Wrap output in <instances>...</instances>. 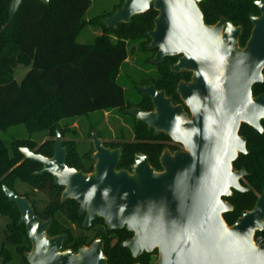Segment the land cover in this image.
I'll list each match as a JSON object with an SVG mask.
<instances>
[{"label": "water", "instance_id": "obj_1", "mask_svg": "<svg viewBox=\"0 0 264 264\" xmlns=\"http://www.w3.org/2000/svg\"><path fill=\"white\" fill-rule=\"evenodd\" d=\"M202 1L167 0L165 4L150 0L148 10L141 12L144 0H124L120 9L101 21L108 30L119 29L152 8L158 13L154 30L146 34L151 41L147 50H158L152 63L182 55L172 71L193 73L192 82L179 87L191 119L181 108H172L164 93L153 86L140 87L139 92L152 100L154 113L137 108L126 111L150 131L165 133L187 150L173 156L166 153L161 159L163 173H156L143 155L136 157L133 174L117 171L122 149L104 148L96 135L92 136L96 164L91 175L65 164L67 149L59 131L52 158L29 148L20 153L42 166L37 176L50 175L56 186L64 188L62 202L70 199L79 204L80 216H85L83 228L98 218L109 232L126 229L132 233L133 238L122 247L134 259L157 251L154 264H264V244L254 243L256 233L264 232V189L255 207L233 226L223 217L233 211L226 199L234 192L250 191L241 185L246 171L233 169L238 157L248 153L240 130L246 125L264 133V95H253V87L264 83V0L255 2L260 17L251 16L253 29L244 48L238 44L242 28L226 24L225 19L216 26L204 23L198 7ZM22 2L12 0L4 29L11 27ZM166 32L165 52L161 53L159 43ZM3 192L17 207L19 225L26 227L32 243V252L25 255L29 264H107L102 239L78 254L63 253L67 236L48 235L53 221L37 217L26 198L5 186Z\"/></svg>", "mask_w": 264, "mask_h": 264}, {"label": "trees", "instance_id": "obj_2", "mask_svg": "<svg viewBox=\"0 0 264 264\" xmlns=\"http://www.w3.org/2000/svg\"><path fill=\"white\" fill-rule=\"evenodd\" d=\"M253 1L206 0L200 4V8L206 25H214L219 16H224L234 26H241L243 34L240 46L244 47L253 27L250 15H258ZM11 2L0 0V227L1 219H4L5 227L14 234L15 243L20 244V238L25 233L24 227L18 226L20 213L14 204L8 202L3 192V186L17 192L14 185L17 180L33 185L45 194L47 200L45 196L42 197L40 204L27 195L29 200L35 201L38 215L44 216V213L53 219L49 231L51 237L69 235L65 249L69 248L73 237L75 250L89 246L101 237L105 243L103 254L107 264H153L158 256L157 251L134 259L130 251L122 247L131 233L121 234L117 242L110 237L109 231L90 236L89 231L82 228L78 205L67 202L61 206L60 188L55 186L53 178L49 175L37 176L42 166L25 161L20 149L29 148L36 154L52 158L54 142L48 140L38 147V141L31 136L47 133L50 137H56L59 131L65 138L69 132L62 124L65 120L97 112L143 107L141 99L137 98L134 104L126 99L117 76L128 58L126 41L142 45L150 42L146 34L154 30L157 12L151 8L145 14L134 17L130 24H122L119 29L113 30H108L101 20L114 13L97 18L93 24L100 26L101 35L92 44H81L78 37L87 26L85 16L91 0H50L48 5L40 0H23L11 27L4 29L9 23ZM123 3L124 0H121L118 9ZM19 66L30 68L21 83L14 79V71ZM253 95H264V83L253 87ZM22 125L30 138L14 139L7 144L1 133ZM262 127L264 129V121ZM143 132L149 134L143 125L135 130L136 135ZM240 136L247 141L248 153L238 157L233 169L236 172L246 171L247 176L241 185L250 191L234 192L232 197L226 199L233 206V211L223 216L229 227L245 211L255 207L264 189V133L243 125ZM64 146L68 153L66 164L72 167L78 150L73 143H65ZM150 151L145 145H124L121 167L132 163L136 153L149 154L152 159H157L160 151L152 154ZM65 223L76 225L79 233H71L65 228ZM93 225L105 227L103 220H97ZM259 239L264 244V232L256 233L254 241Z\"/></svg>", "mask_w": 264, "mask_h": 264}, {"label": "flooded vegetation", "instance_id": "obj_3", "mask_svg": "<svg viewBox=\"0 0 264 264\" xmlns=\"http://www.w3.org/2000/svg\"><path fill=\"white\" fill-rule=\"evenodd\" d=\"M205 1L206 0H204L202 2H205ZM256 1H261V0L253 1V4H254L255 7H256V5H255ZM201 3L198 4V7H199L200 11L202 12V10L200 8V4ZM256 9L258 11V15L255 16V15L251 14L250 18H251V16L260 17V11H259V9L257 7H256ZM202 14H203V12H202ZM157 16H158V13H157ZM203 17L205 18L204 14H203ZM221 19H225L226 24H231L235 28H242L241 26H234L233 23L230 22L229 20H227L224 16H219L218 17V21L214 25H207V26H216L217 24H219ZM204 23H205V21H204ZM252 29H253V27H252ZM251 32H252V30H251ZM242 34H243V29H242ZM242 34H241V36L239 38V41H238L239 46H240V39L242 37ZM250 36H251V33H250ZM249 39H250V37H249ZM247 42H246V44H247ZM246 44H245V46H246ZM244 47L240 46V48H244ZM154 52H155L154 57L151 60H149V64L153 68L151 69L149 76H147L145 78L144 84L137 87L138 92H139V88L140 87L153 86L158 93H164L165 100L170 102V105H171L172 108H181L183 114L186 115L188 117V119H191L192 118V114H191L190 108L186 105V103L183 101L181 95L179 94V87L181 85H184V84H190L192 82V79H193V73L192 72H188V71H183V72L176 73V72L172 71V68L175 65H177L179 63V60L183 57L182 55L175 56V57H167V58H164V60L161 63L153 64L152 61L155 60L158 50L156 49V50H154ZM139 94H140L141 100H143V103H142L143 107H133V108H137V109L143 110L144 112H147V113H154L155 112V107H154V104H153L152 100L150 98H148V97L143 96L140 92H139ZM126 111L127 110H125V113H126ZM131 118L134 121V123H133L134 125H133V128H132V134H133L132 140H129V139L123 140V138L121 136H117V138H113V139H108L103 132H100V131L97 130V128L95 127V125L93 123H89V125H88L89 134L88 135H89V138L91 139L92 152L90 154H88V153H82L81 154L79 152V150H78L77 151V156H75L73 158V161H72V165L73 166L70 167L69 165H67L66 161H65V164L69 168L74 169L77 172H82L85 175H91V174L94 173L96 162L93 160V155L95 154L94 147H93V139H92L93 135H96V137L99 140H101L102 145L106 149H109V150L122 149V157H121V160H120L119 167L117 168V171H126V172H128L130 174H133L132 173V167L134 166L135 159H136V157L138 155L146 156L148 158L149 165L151 166V168L156 173H163L164 172V167L161 164V159L166 153H169L170 155L173 156V155H175L177 153H186L187 152V150L185 149V147L182 144L175 142L170 136L166 135L163 132H160L159 134H156L155 130L150 131L146 125H144L142 123H138L136 121V119H134L133 117H131ZM140 125L145 126L146 131L149 134L145 135V133L143 132V133H140V134L136 135L135 130ZM75 131H76L75 134H77L78 130H75ZM128 143H134L136 145H145L147 147V149L151 150L150 151L151 154L153 152H158V151H160V153H159L157 159H154V158L152 159L149 154L136 153L134 155V159H133L132 163H130L127 167H121V162H122V158H123V154H124V145H126ZM63 147H65L64 146V138H63ZM37 155H40V154H37ZM67 155H68V153H67ZM24 160L27 161L25 158H24ZM66 160H67V156H66ZM41 170H42V168L40 169V171ZM59 188H60V205L62 206V205H64L67 202L68 203L74 202L75 204L78 205L77 213L80 216V213H79L80 212V206H79V204L77 202H75V201L70 200V199L66 200L65 202H62V194L64 192V188L63 187H59ZM34 191H35V193H37L38 195H41L42 197L45 196V194L42 191H40L38 188H35ZM13 192H15V191H13ZM16 193H18V194H16ZM15 194L18 195L19 197L26 198L32 204V206L34 205L33 209H34L35 215L37 217H39L40 219H42L44 221H48L50 219L53 221L51 216L48 217L44 213L42 214L44 216H40V215L37 214V212H36L37 208L35 207L36 205L34 203L35 201L29 200L30 197L27 194L20 193L18 190H17V192H15ZM44 199L47 200L46 196H45ZM60 214H62L61 209H60ZM80 217L85 219V216H80ZM20 219H21V215H20ZM20 219H19V221H20ZM97 220H101V219L97 218L95 221H93L91 226L88 229L83 228V223H82V228L84 230L89 231V232L95 231L96 230V226H94L93 224ZM19 221H18V226L19 227L23 226L24 230H25V233L20 238V241H19L20 244H16L15 243V239H14L15 238L14 234L11 233L10 230L5 227V225H6L5 220L1 219V227H0V259L3 261L2 264H29V262L27 261L25 255L28 254V253H31L33 247H32L31 241L28 238L26 227L24 225H19ZM83 222H84V220H83ZM52 224H53V222H52ZM49 231H50V229H49ZM49 231H48V235H49ZM106 231H108L107 227L106 226L105 227L101 226V227H99L98 231L94 232V234H99L101 232H105L106 233ZM125 232H128V231L126 229H124V230H121V231L111 232V236L110 237L114 238V242H117L119 237H120V235L124 234ZM58 236H67V239L65 240V242L63 244V249H62L61 252H63V253L64 252H73L75 254H78L79 251L82 248H89L96 240L102 239L101 237L96 238L89 246H82V247L78 248L77 250H75L74 247L65 249V243L69 239V235L63 234V235H58ZM58 236H55V237H58ZM49 237H51V236L49 235ZM55 237H51V238H55ZM132 238H133V234L131 233V237L128 238L126 241L131 240ZM126 241H124L123 243H125ZM123 243H122V245H123ZM104 244H103V247H104ZM156 258L158 260V256Z\"/></svg>", "mask_w": 264, "mask_h": 264}, {"label": "rangeland", "instance_id": "obj_4", "mask_svg": "<svg viewBox=\"0 0 264 264\" xmlns=\"http://www.w3.org/2000/svg\"><path fill=\"white\" fill-rule=\"evenodd\" d=\"M120 3L121 0H91V6L85 16L87 26L78 37V42L81 44H92L94 39L98 35H101V28L100 26L93 24L94 20L115 13ZM150 42H144L142 45L141 43H132L131 41H126L128 58L121 66L118 72L117 80L118 83L124 88L126 99L130 102H133V104L137 98L141 99L140 95L138 94L137 87L141 86V83H144L145 78L149 76L150 71L153 68L149 64V60L154 57L155 52L147 50V46L150 44ZM29 70L30 68L28 67L19 66L14 71L15 81L21 83ZM89 123H93L97 130L103 132L108 139L121 136L123 140H132V128L134 125L132 118L128 116L125 111L111 110L107 112H97L82 118L63 121V126H66L69 130L64 138V144L73 143L75 145L74 148H77L81 154H90L92 152V146L91 139L88 135ZM75 130H78L77 134H75ZM29 135L30 134L23 125L10 128L1 133L2 138L7 144H9L14 139L30 138ZM31 137L38 141V147L42 146L48 140L55 142V137H50L47 135V133H39ZM14 185L20 193L28 194L31 199L36 200L38 203L41 202L42 196L35 193V187L33 185L21 183L17 180L14 181ZM83 220L84 219L82 218L81 221L83 222ZM99 227L101 226L97 225L96 230L91 231L88 234L93 236L94 232L98 231ZM65 228H67V230L73 234L79 233L77 226L72 223H65ZM75 244L76 241L73 237L70 240L68 247L71 248ZM156 260L157 258L154 259V262Z\"/></svg>", "mask_w": 264, "mask_h": 264}, {"label": "clouds", "instance_id": "obj_5", "mask_svg": "<svg viewBox=\"0 0 264 264\" xmlns=\"http://www.w3.org/2000/svg\"><path fill=\"white\" fill-rule=\"evenodd\" d=\"M165 4L167 0H164ZM150 5V0H144L143 5L140 9L141 12L147 11ZM132 14V8L130 6V15ZM167 41V32L165 33L164 39L161 43H159L161 53L165 52V42ZM225 210H228L227 208Z\"/></svg>", "mask_w": 264, "mask_h": 264}, {"label": "built area", "instance_id": "obj_6", "mask_svg": "<svg viewBox=\"0 0 264 264\" xmlns=\"http://www.w3.org/2000/svg\"><path fill=\"white\" fill-rule=\"evenodd\" d=\"M254 243H255V245L256 246H261V245H263V242H262V240L261 239H259V240H257V241H254Z\"/></svg>", "mask_w": 264, "mask_h": 264}]
</instances>
